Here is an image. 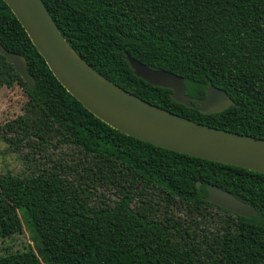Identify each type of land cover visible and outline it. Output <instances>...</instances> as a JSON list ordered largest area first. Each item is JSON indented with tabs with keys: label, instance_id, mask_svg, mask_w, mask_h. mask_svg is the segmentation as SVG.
Returning <instances> with one entry per match:
<instances>
[{
	"label": "trees",
	"instance_id": "16d2710c",
	"mask_svg": "<svg viewBox=\"0 0 264 264\" xmlns=\"http://www.w3.org/2000/svg\"><path fill=\"white\" fill-rule=\"evenodd\" d=\"M43 1L72 47L112 82L197 122L264 139V0ZM0 42L27 58L34 89L1 53L0 66L45 116L18 142L68 144L80 154L72 173L55 164L0 174V239L28 224L39 248L7 251L0 264H264V173L112 127L60 83L4 0ZM127 52L183 76L189 95L204 97L213 83L236 104L210 114L186 106L138 77ZM208 183L257 212L248 218L212 204ZM99 187L116 197L100 198Z\"/></svg>",
	"mask_w": 264,
	"mask_h": 264
},
{
	"label": "water",
	"instance_id": "95a60500",
	"mask_svg": "<svg viewBox=\"0 0 264 264\" xmlns=\"http://www.w3.org/2000/svg\"><path fill=\"white\" fill-rule=\"evenodd\" d=\"M60 83L94 115L112 127L157 146L187 155L264 173V139L200 123L149 102L112 82L89 64L68 42L43 0H4ZM0 53L14 64L31 89L37 85L27 58L0 42ZM134 73L143 80L171 89L176 101L204 114L223 112L234 99L210 83L204 97L187 93L184 77L155 69L126 53ZM198 187L201 181L197 182ZM205 199L251 218L257 208L231 191L207 184Z\"/></svg>",
	"mask_w": 264,
	"mask_h": 264
},
{
	"label": "rangeland",
	"instance_id": "374dc122",
	"mask_svg": "<svg viewBox=\"0 0 264 264\" xmlns=\"http://www.w3.org/2000/svg\"><path fill=\"white\" fill-rule=\"evenodd\" d=\"M44 119V114L23 91L18 81L0 66V174L7 171L14 174L39 173L43 169H52L55 164L72 173L80 161V154L75 146H48L42 150L29 145L27 139L18 142V137L36 129ZM66 176L70 180L74 179L73 174ZM97 194L106 200L116 197L113 188L99 187ZM23 214L21 212V216ZM34 236L32 228L26 224L23 232L0 239V255L29 246H34L38 251Z\"/></svg>",
	"mask_w": 264,
	"mask_h": 264
}]
</instances>
